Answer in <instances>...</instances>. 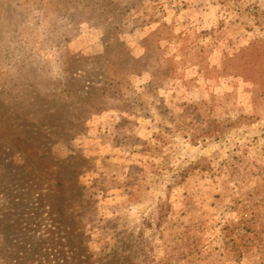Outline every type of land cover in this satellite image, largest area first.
<instances>
[{"label": "rangeland", "instance_id": "374dc122", "mask_svg": "<svg viewBox=\"0 0 264 264\" xmlns=\"http://www.w3.org/2000/svg\"><path fill=\"white\" fill-rule=\"evenodd\" d=\"M0 264H264V0H0Z\"/></svg>", "mask_w": 264, "mask_h": 264}, {"label": "trees", "instance_id": "16d2710c", "mask_svg": "<svg viewBox=\"0 0 264 264\" xmlns=\"http://www.w3.org/2000/svg\"><path fill=\"white\" fill-rule=\"evenodd\" d=\"M68 180V178H65L63 181H67Z\"/></svg>", "mask_w": 264, "mask_h": 264}]
</instances>
